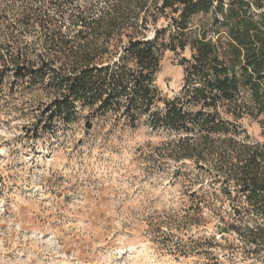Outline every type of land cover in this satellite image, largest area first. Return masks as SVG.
Here are the masks:
<instances>
[{"label":"rangeland","instance_id":"374dc122","mask_svg":"<svg viewBox=\"0 0 264 264\" xmlns=\"http://www.w3.org/2000/svg\"><path fill=\"white\" fill-rule=\"evenodd\" d=\"M25 1L0 0V53L60 60L37 22L30 31L13 29ZM189 30L218 37L212 13L194 16ZM181 58L167 53L157 75L169 99L182 94ZM8 73L0 87V264H264V245L248 242L245 231L262 219L232 206L249 193L207 163L168 156L176 132L154 129L145 118L130 127L109 113L90 115L92 128L83 115L58 135L36 138L32 125L52 94L43 84L12 88ZM243 125L241 139L264 141L258 125ZM225 222L241 230L225 232Z\"/></svg>","mask_w":264,"mask_h":264},{"label":"trees","instance_id":"16d2710c","mask_svg":"<svg viewBox=\"0 0 264 264\" xmlns=\"http://www.w3.org/2000/svg\"><path fill=\"white\" fill-rule=\"evenodd\" d=\"M80 1L26 0L12 23L30 31L37 22L60 60L0 53V87L11 72L12 88L43 84L52 94L32 136L58 135L83 115L92 128L91 116L109 113L130 127L145 118L154 129L176 132L168 156L207 163L249 193L245 202H232L234 213L262 219L245 231L248 242L264 245V141L240 138L245 121L264 136V0H104L100 7ZM209 13L217 39L192 36L191 19ZM167 53L181 55L185 68L182 94L173 99L157 84ZM219 227L241 230L236 223Z\"/></svg>","mask_w":264,"mask_h":264}]
</instances>
